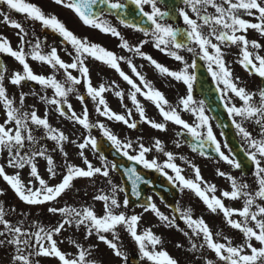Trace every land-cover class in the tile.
Masks as SVG:
<instances>
[{
    "label": "snow or ice",
    "instance_id": "snow-or-ice-1",
    "mask_svg": "<svg viewBox=\"0 0 264 264\" xmlns=\"http://www.w3.org/2000/svg\"><path fill=\"white\" fill-rule=\"evenodd\" d=\"M54 2L57 5L71 9L86 26L99 29L104 34H111L114 37L120 38L122 41L120 44L121 48L134 52L136 55L150 61L161 75H167L187 85L188 94L186 97L180 99L179 104L183 107L184 111H191L196 116L198 122L195 125H190L183 120L177 109L168 105V101L164 95L159 90L153 88L152 84L137 71L136 66L132 64L131 60L127 61L128 66L143 85V89L129 75L121 70L118 61L122 60L123 57L116 56V54L98 44L90 43L87 38L81 39L77 37L55 15H46L40 7L27 2V0H0V4H6L9 9L23 14L28 19L38 21L43 27L58 33L64 41L72 46L74 55L73 53H69V55H73V60L71 63L63 61L59 57L57 49L54 47L48 54H42L39 42L32 47L30 52H25V43L29 42L25 40L27 32L23 25L16 20H11L4 13H0V16L4 18V23L9 27L19 30L17 33L20 39L18 50L12 48L7 38L0 37V53L14 58L23 69L22 72H13L9 83L19 86L22 82L31 81L39 84L43 89L51 88L53 90V96L49 98L45 95L41 99L50 105H54L55 110L60 116L68 115L69 119L74 120L84 129L89 130V132L93 127H98L101 130L102 136L111 143L112 147L129 161L141 164L145 169H154L166 176L168 173L165 169H171L175 173V176H168L170 182L176 184L182 190L186 188L194 192L211 212L216 213L217 210L222 212L227 225L232 229L239 230L244 237V243L237 246H233L232 241L227 237L224 238L227 243L216 242L203 218L194 219L191 214V209L184 210L180 212L181 218L189 228L193 229V233L196 236H200L201 234L203 236L204 244L199 246L193 244L194 250L197 247L203 248L206 246L208 250L215 253L219 261H223V264H264V206L256 203L257 200L264 201V138H253L242 123L243 121H253L256 125L260 126L261 136L264 137V90L260 91L259 102L257 103L254 101V94L247 92L244 87L238 86L239 78L233 77L231 70L227 67L223 58L224 53L221 48V45L229 47L232 45L237 46L240 50L241 57L238 62L250 74L254 73L264 78V56H261L258 51L249 50L250 47L253 50H258L261 45L256 41L250 42L242 34L248 29H254L260 32L261 35H264V0H223L222 3H218L217 0H182L186 8H190L196 17L195 19L191 18L185 9L179 10L178 15L182 18L184 25H186L183 32L175 28L172 24L164 22L165 18L169 17L174 10L161 11L157 7V0H129L139 10L141 17L146 18L151 28H144L138 24H128L126 20H121L120 23L126 27L134 28L136 31L143 32L145 36L153 37V43L157 49L184 64L183 69L179 71H171L152 57L144 54L141 51L142 44L134 47L130 46L128 41L120 36V33L115 27L108 24L107 21L102 20L100 14L93 11V6L98 2L105 5L108 9H124L127 5L120 3L119 0H115V2L114 0H54ZM145 5L151 6L150 12L144 11ZM209 7L215 10V14H209L207 12ZM241 12L254 17L258 22L252 23L242 18ZM198 21L202 23H198ZM204 26H207L210 30L208 35L203 34L201 31ZM237 33L241 34L238 35ZM213 38L216 43H213ZM146 42L144 41L142 43ZM192 45L196 47H192ZM185 47H187L188 51L194 52L200 60L206 63L208 72L211 74L213 80L217 82L218 91L222 93V99H225L226 110L229 116L233 117V125L237 129V133L248 145L246 155L248 160L255 166L254 175L257 185L255 191H250V186L247 183L238 181L231 175H227L219 170L217 173L220 176H226V179L230 181L231 185V190L223 191L221 196L224 199L234 201L243 199V207L241 209L228 208L221 198H218L214 194L209 196V192L215 193L216 187L215 185H207L204 182L205 187L202 189L199 182H202L203 178L200 175L199 168L193 166L195 181L186 179L181 174L182 169L174 163V154L172 152H165L161 141L155 140L154 148L155 151L163 152L167 157L163 164L158 163L156 159L148 160L146 154L153 149L145 147L143 144H139L138 154H129V149L133 147L130 141L122 142L102 123H90L86 107L82 116H80L72 109L71 104L67 103L68 93L75 91L74 86L80 85L83 80L87 95L93 101L97 102L96 112L99 115L105 116L109 120L122 122L131 129L137 127L135 122H130L129 120L131 117L130 110L127 113V117L126 115L111 111L102 95L108 90L105 85L101 84L98 88L92 86L89 69L85 64V59L91 57L114 69L131 86L132 91L129 93V97L132 104L135 105L142 122L149 124L153 129L166 130L165 124L156 123L146 117L144 108L137 100L138 93L144 96L146 100L155 104L165 121H171L187 130L197 141L196 146L192 149L193 151H196L197 148L203 149L206 143H210L215 146V151L219 154L221 160L236 169H241V162L235 158H229V156L221 152L220 144L216 141L208 123V117L205 115L204 102L201 100L198 102V107H194L197 102L193 100L192 87L196 76L192 70L197 65L195 60L188 63L184 60L183 56L178 54L177 50ZM196 48L199 51H196ZM29 56L32 60L47 64L53 69L63 70L65 80L61 82L54 76L46 77L35 74L27 62V57ZM70 69L79 72L82 79L73 76L69 71ZM5 71V66L0 65V105H3L6 116L5 121L0 123V151H7L9 167L22 169L26 165L29 166L30 177L39 183V187L34 188L32 186V180H29L28 184H25L21 180L18 172L9 175L6 173L4 166H0V177L10 186L17 197L29 205L44 204L60 197L71 186L75 178H91L97 174L105 178L109 177L110 169L103 156L100 157L104 161L103 167H93L91 162L85 157L84 163L87 166L86 170L74 165H66V172L61 182L55 186H48L38 172L35 159L36 157H43L46 160V170L51 177H55L56 175L54 161L47 154L46 148L36 147L39 140L34 133L36 130L42 128L44 130V136L40 139L55 141L61 151H63L62 142L67 137L63 132H60L50 125L47 113L41 118L35 110L23 112L20 108L14 106V101L7 95L3 83ZM220 85H223V87L221 88ZM229 93L234 94V97H230L228 95ZM115 95L123 98V93L120 91H117ZM233 98H239L242 105L238 107L231 103ZM78 99L83 101L84 97L79 96ZM19 100L22 106L24 101L23 93L20 94ZM235 117H239L240 122ZM8 125L13 126L9 127ZM201 129H206V132L201 131ZM26 141L31 145V149L22 155L21 152L25 149ZM89 145L93 150L98 149V141L91 135L84 137L83 142L78 145L81 150V157L84 156L83 150ZM200 154L204 155L203 151ZM115 168L116 165L112 164L111 170H115ZM125 175L131 181L133 195L139 196L140 193L137 191L138 186L141 183H147V181L137 173L134 167L127 169ZM108 183L112 184V181L109 179ZM118 190L123 191L124 189H118L115 184H112L113 195L111 197L106 194L96 195L94 197L95 200L104 202L103 215H97L90 207H84L82 209L75 207L58 209L53 207L49 211L52 213H60L64 217L62 222L54 228L45 229L41 227L35 232L27 231L22 226L10 223L5 219L6 213L3 207L0 206V225L4 229L0 231V237H5V239H0V245L7 244L14 247V254L12 256L13 264H39V261L34 258L50 256L58 258L61 264H96L95 261L88 259L92 250L90 248L85 249L76 242L73 243H75L78 249V255L75 258H67L66 254L57 247V241L53 238L54 235L60 234L65 225L71 226L74 224L76 227L83 225L87 229L86 238L94 232L97 238L112 249L117 257H124L126 259L125 254L119 249L118 244L114 242L119 239L115 231L117 226H124L127 233L138 246L142 259L146 258L152 264H178L166 251H155L156 246L161 243V238L155 235L151 229L138 232L140 216H126L122 212L117 214L114 211L121 207L119 201L115 198V193ZM2 194L3 192L0 190V195ZM127 204L128 200L125 199L124 206H127ZM253 207H255V211L252 210ZM144 211H151L161 222H166L167 226H174L173 220L159 211L156 204L152 202L151 197L148 198V202L144 205ZM234 215H238L242 219L239 221L234 220L232 219ZM250 223H253L254 226H249ZM105 233H112L114 239H107L104 235ZM185 234L187 235V233ZM216 235L219 236L220 234L217 233ZM253 239L259 243V248L253 246ZM149 245L153 250H149ZM245 249L250 250V254H246ZM207 264H212V262L208 261Z\"/></svg>",
    "mask_w": 264,
    "mask_h": 264
},
{
    "label": "rangeland",
    "instance_id": "rangeland-1",
    "mask_svg": "<svg viewBox=\"0 0 264 264\" xmlns=\"http://www.w3.org/2000/svg\"><path fill=\"white\" fill-rule=\"evenodd\" d=\"M223 1V0H217ZM209 14H215V10L209 11ZM1 13V11H0ZM10 15L11 20H16L20 22L25 31L27 32V36L25 40L29 43H25L24 50L25 52H30L32 47L39 42L40 43V51L42 54H48L51 49L54 47L57 49L59 57L66 62L71 63L73 60L74 50L71 46L69 49H65L61 46H53L50 47V44L43 45L40 38L41 34L38 30L40 28L38 21H33L31 19L26 18H16L13 15V12ZM61 17L59 20L69 29L71 32L75 33L77 37L83 39L85 38L84 28L86 27L81 24L79 25L74 17L71 15V12L67 9H64L61 12ZM3 16H0V37L7 38L10 41L11 46L14 50H18V45L20 44V39L17 35L18 29L9 27L6 23H4ZM102 20L107 21L108 24L115 27L117 31L120 33V36L123 37L124 40H127L130 46L141 45V51L150 56L148 53V47L151 46L154 50H159L154 46L152 41L153 37L149 36L144 39V37H139L138 40L144 39L139 42L136 41L134 43V34L130 30L126 31L124 29H120L125 31H119L115 24H112V21L109 18H102ZM78 21V20H77ZM79 22V21H78ZM86 28L88 32V41L90 43L98 44L104 47L106 50H109L116 54L118 57H123L122 60H119L118 63L122 71L125 74L129 75L142 89L143 85L139 81V79L132 73L131 69L128 66L127 61L131 60L132 64H134L137 68V71L144 76V78L149 81L153 88L159 90L168 101V105L172 108H176L178 113L181 115V118L185 120L187 123L194 125L197 121L194 119V115L191 111H184L183 107L175 100H180L184 98L188 94L187 86L182 87V81H176L174 78L169 77L167 75H161L155 67L150 63V61L142 58L139 55H136L134 52H130L127 49H123L120 47L121 39L118 37H114L111 34H104L99 29H94L92 27ZM36 30L38 32H36ZM202 33L205 35L209 34V28L207 26L202 27ZM38 33V34H37ZM124 35V36H122ZM147 41L146 43H142ZM213 43H216L213 38ZM192 47H196L195 45ZM223 53L226 49L221 46ZM72 49V50H71ZM160 51V50H159ZM178 54L183 56L184 59H189V63L196 59V55L194 52L188 51L187 49H179L177 50ZM196 51H199L196 48ZM211 51V49H210ZM69 53H73V55H69ZM5 58L6 66H5V79L4 86L6 88L7 95L13 99L14 106L20 108L23 112H30L35 110L41 118L45 116L47 113V118L52 127L58 129L60 132H63L67 137L65 141L62 142L63 151L60 150V147L56 145L55 141L48 139H40L44 136V130L38 129L35 131V135L39 140L38 145L36 147H44L47 149V154L50 155L54 161V167L56 171L55 177H51L46 168L47 162L43 157H36L35 163L38 168V172L41 177L46 181L48 186H55L59 184L63 178V175L66 172V165H74L86 170V164L84 163V158L86 157L89 162L93 165V167H103L104 161L100 159L101 154L96 150H93L89 145L83 150L84 156L81 157L78 145L83 142V138L91 135L98 140L102 138L101 130L98 127H93L90 132L87 129H84L81 125L77 124L74 120L68 118L66 116H60L59 113L55 110L54 105H50L41 99L42 96H47L51 98L53 96V90L51 88L43 89L39 84L32 82L37 85L35 88H32L28 85H25L23 82L21 85L16 86L9 83V79L13 72H22V66L12 57L1 53ZM151 57V56H150ZM169 59L176 61L174 58L168 56ZM154 60L157 61V58L152 56ZM224 60L226 62L227 67L230 69V62L227 61V57L224 53ZM64 61V60H63ZM87 61L86 66L89 69V77L93 87L98 88L101 84L105 85L108 89L102 95L112 112L126 115L131 111V117L129 118L130 122H136L140 120L139 113L136 111L135 105L132 104L131 99L129 97V93L132 91L131 86L124 81L120 75L111 67L103 64L100 61H97L91 57H87L85 62ZM187 61V60H186ZM27 62L29 63L31 69L35 74L44 75V76H54L58 81L63 82L65 80V75L63 70L53 69L47 64L37 62L31 59V57H27ZM158 62V61H157ZM179 62V61H178ZM188 62V61H187ZM160 63V62H158ZM162 65V64H161ZM184 65V64H183ZM164 66V65H162ZM169 69V68H168ZM35 70V71H34ZM71 74L77 78H81L79 72L76 70H69ZM82 79V78H81ZM67 87V85H66ZM75 91L68 93L67 103L71 104L72 109L76 112L77 115L82 116L85 107L88 110L89 122L92 124L102 123L105 125L107 129H109L113 134H115L122 142L130 141L133 145L132 149H129V154H138L139 144H143L145 147L152 148L153 150L146 154V158L148 160L156 159L158 163L163 164L167 157L163 154V152H157L154 148L155 140L161 141L163 149L165 152H172L174 154V163H176L182 169V175L187 179L191 178L192 174L195 176V172L191 173V170L196 168L209 170V171H217L225 172L229 169L230 165L224 161H220L219 163H214V161L209 160H200L198 157H195L190 148H188L180 139L178 131L186 130L182 126L176 125L171 121H165L163 117L160 115L159 110L156 108L155 104L151 101H148L144 98V96L137 94V100L140 102L142 107L145 110V115L149 120H152L156 123L165 124L166 130L161 131L157 129H153L149 124L142 122L143 130L141 133H138L135 129L128 128L122 122H118L115 120H109L105 116H101L96 112L97 102L93 101L90 96L87 95L86 86L83 83L80 85H75ZM117 91L123 93V98L115 95ZM194 91V83L192 87V92ZM14 93V94H13ZM24 94L23 105L20 104V94ZM83 95H87L85 98ZM79 96H83L84 100L81 101L78 99ZM195 97V96H194ZM198 101H200L199 97H195ZM195 107V105H194ZM167 110V106H166ZM205 115L208 117V122L212 123V127H215V123L213 119H211L210 115L206 112L204 108ZM6 119L5 112L3 110V105H0V123H3ZM209 125L211 127V124ZM214 125V126H213ZM12 127L13 125H8ZM35 127V126H33ZM211 127V129H213ZM187 131V130H186ZM201 131L206 132V129H201ZM179 145V147H177ZM31 149V145L26 141L25 149L22 150L21 154H25L27 151ZM66 153V156H65ZM107 161V160H106ZM109 166V177L105 178L100 175H95L91 178H75L71 186L56 200L51 202H47L44 204L38 205H29L25 202L21 201L15 192L10 188L9 185L0 177V190H2L3 195L5 194L6 201H10V205L8 210H6L5 219H7L10 223L22 226L25 230L30 232H35L39 228L43 227L45 229H51L57 226L64 217L60 213H52L49 211L50 208H64V207H75L77 209H82L84 207H90L93 209L97 215H103V201L95 200L94 197L96 195L106 194L110 197L113 195L112 192V184H115L118 189L123 188L121 179L118 173L115 170H111L112 163L107 161ZM0 166H4L7 174L12 175L15 173H19L21 180L28 184L29 180H32V186L39 187L38 181H35L34 178L30 177V167L25 166L22 169H15L8 166V153L6 150L0 151ZM165 171L170 175H174L171 169H165ZM204 173V172H203ZM204 177L202 182H199L202 186V189L205 187V183L207 185H215L216 191L215 193L209 192L208 195H215L218 198H221V193L226 190L225 187L231 189L230 181L224 178L226 181L222 180V183L217 179V184H215V176L214 173H204ZM237 176V174L235 175ZM62 177V178H61ZM112 181V184L108 183V180ZM206 179V180H205ZM237 179V178H236ZM191 180L195 181V178H191ZM238 180V179H237ZM184 197H186V201L189 204V208L191 211L196 212L198 214V218H206L208 224L211 227V232L213 234V239L216 242L227 243L224 239L227 237L232 241L233 246H237L244 243L242 240V236L235 238L234 236L239 232V230L232 229L227 225L226 220L223 216V213L218 210V215L211 212L209 215L205 213L204 204L198 198L195 197V193L191 191L184 192ZM188 197V198H187ZM115 198L119 201L121 207L115 209L114 211L119 213H124L126 216L136 215V212L141 214V211H138L136 208H129L128 206H124L125 194L123 191H117L115 193ZM224 199V198H221ZM238 201H241L240 199ZM225 206L231 208V201L227 199L226 202L223 201ZM230 202V203H229ZM236 205V204H235ZM157 208L161 207L157 205ZM204 208V209H203ZM233 208V207H232ZM162 210V209H160ZM144 212V211H143ZM49 216L50 223L48 220H43L42 218L45 216ZM141 219L138 225V232H143L145 230L151 229V231L161 238V240H168L167 242H162L156 246L155 251H166L168 255L175 259L178 264H196L191 257L193 255L194 249L191 247L190 251H186L188 256L185 257V253H182L181 250L183 247L181 246L182 239L184 237H188L190 233L187 235L184 232V228L181 223H175L174 226H167L166 222H161L158 218L156 220L160 221L161 228L155 227L152 222H149L150 215L149 213H143L140 215ZM235 220V216L232 217ZM175 224L179 226L182 230L180 232L175 231ZM186 227V226H185ZM3 226L0 225V231H3ZM116 234L119 237L118 240H115L118 244L119 249L125 254L126 259L124 257H117L114 254V251L110 249L105 243L100 241L95 233L91 236H87V229L82 225L80 227H76L74 224L69 226L65 225L64 229L61 230L60 234L54 235V239L57 241V247L66 254L67 258H75L78 255V249L75 246V243H79L85 249H91V254L88 257L89 260L95 261L96 264H152L151 261H148L146 258L142 259L138 250V246L135 244L131 236L127 233L124 226H117ZM220 235L217 236L216 234ZM107 239L113 240L112 233L104 234ZM186 238V239H188ZM0 239H5V237H0ZM185 240V239H183ZM196 245L204 244V241H199L198 236L195 238ZM198 242V243H197ZM253 244V243H252ZM179 245V246H178ZM186 250H189V247H184ZM200 248V247H199ZM202 251V255L207 254L205 258L206 264L208 261H211L212 264H223V261H219L216 257L215 253L211 250H208L205 247L200 248ZM149 250H153L149 245ZM248 249H245V251ZM179 251V253H178ZM250 251V250H248ZM247 252V251H246ZM14 254V247L10 245H0V264H13L12 256ZM39 261V264H61L58 258L54 256L50 257H36L34 258ZM198 264H202V259H197Z\"/></svg>",
    "mask_w": 264,
    "mask_h": 264
},
{
    "label": "water",
    "instance_id": "water-1",
    "mask_svg": "<svg viewBox=\"0 0 264 264\" xmlns=\"http://www.w3.org/2000/svg\"><path fill=\"white\" fill-rule=\"evenodd\" d=\"M129 5V6H128ZM126 6V8L121 9V10H112V9H108L105 5L100 4L99 2L93 6V11L95 13L100 14L103 10L105 11H109L113 14H115L120 20H126L127 23L130 24H138L141 27L144 28H148L149 24L146 20V18L141 17L139 10L134 7L131 6L130 4H128ZM128 9V10H126ZM181 32H183L181 30ZM197 67L195 69L196 75H197V81H198V92L202 93L204 95V97L210 102V108L212 110V112L214 113V115H216L221 123L222 128L224 129L225 135L227 136L230 144H232L233 149L237 155V157L239 158V160L241 162L245 161L244 158V153L241 150L236 137L234 135V132L232 130L231 124L230 126L228 125V122L225 120L224 118V114L223 112L221 114H219V111H217V109L215 108V106L211 103H214L217 97V90L215 89V87L213 86L212 83H210L209 78H208V74L204 68V66L202 65L201 61L198 60L196 63ZM184 138L186 139L187 143L189 145H191L192 147L196 146L197 141L194 138H191L189 136H185ZM205 146V145H204ZM207 147V146H206ZM98 149L104 154V156L106 157H110L114 160L115 165H116V170L120 172L123 181L125 183V190L126 193L129 196V200L130 202H134V198L136 197L135 195H133L132 193V184L131 181L128 180V177L125 175V172L127 169L130 168H136L137 173L139 175H141L143 177V179L145 177H149V174L151 172L149 171H143L137 163H135L134 161H129L128 159H126L123 155H121L114 147H112L111 143L109 141H107L106 139H101L98 142ZM199 150H202L204 152H207L210 154V151H208L205 147H203V149L197 148ZM152 173H154L155 178L161 183H158L157 180H153L152 182L147 181V183H141L138 186V190H144V193L147 189L149 188H153V190L157 191V193L160 196H164V192L169 189L167 187L170 186V183L161 175H159L157 172L152 171ZM139 192V191H138Z\"/></svg>",
    "mask_w": 264,
    "mask_h": 264
},
{
    "label": "flooded vegetation",
    "instance_id": "flooded-vegetation-1",
    "mask_svg": "<svg viewBox=\"0 0 264 264\" xmlns=\"http://www.w3.org/2000/svg\"><path fill=\"white\" fill-rule=\"evenodd\" d=\"M29 3H32V4L37 5L38 7H40L42 9V11L46 15L51 14V13H55V12L58 11L57 4L54 2V0H30ZM145 7L148 10V12L151 11V6L150 5H145ZM157 7H159L161 11H169L171 9L170 0H167V1L163 2V4L160 2V0H157ZM177 9H178L177 13L179 12L180 9H185L186 11H188V13L191 16V18H193V19L196 18L195 14L191 12V9L190 8H186V6L183 4L182 0L177 2ZM0 11H1V13H4V15H7L9 17L12 14L11 12H13L14 17H16V18H18V17L23 18L24 17L23 14L17 13L14 10L9 9L6 4H0ZM241 15H242V18H244V19H246V20H248V21H250L252 23H257L258 22L252 16H248L246 14H243L242 12H241ZM256 15H258V13H256ZM2 21H4V20H2ZM164 22L172 24L175 28H177L179 26V25L177 26L176 24H174V22H172L167 17L165 18ZM198 23H201V22L198 21ZM180 24H184L182 18H180ZM257 32L258 31L254 30V29H248L245 33H242V34L247 35V38H249L251 41H256L257 43H259L261 45V39L258 36H256ZM237 34L239 35L241 33H237ZM249 50L250 51H258V53L261 56H264V54L262 52V47H260V49H258V50H253L250 47ZM235 54H238L240 56V50H239V48L237 46L232 45V46H230V70H231V72L233 74V77L239 78L238 86H242V87H244L246 89L247 92L254 94V101L258 103L259 102V93H260V91H262L260 82H259V80H258V78L256 76L249 74L245 70V68L238 62L241 57H239V58L238 57H234ZM229 96L230 97H234V94L230 93ZM231 103L235 104L238 107L242 105V102L239 100V98H233ZM242 123H243V126L249 132H250L251 129L259 130L257 132L258 136L253 137V138H255V139L264 138V137L261 136V128H260V126L256 125L253 121H243ZM243 143H244V146H245V148L247 150V148H248L247 143H245V142H243ZM235 172L239 173V175L238 176H234L233 174ZM254 172H255V168H253V170L250 171L247 174H243L240 170L237 171L234 167H233V169H230V175L232 177H234V178L243 177V180H238V181H242L244 183H247L250 186V189H249L250 191H255L256 190V186L253 187V186L250 185L251 183H255L256 184ZM152 199L153 200H158L157 196L154 195V194H152ZM184 200H185L184 194L181 193L179 195V198H178L180 212L184 211V210H187L186 209L187 208V204L184 202ZM261 206H263V204H261ZM252 210L255 211L256 210L255 207H253ZM164 214H166V215H168V217H170L172 215V212L168 208H166ZM191 214L192 215H196L195 212H193V211H191ZM154 217H156V216L153 213L150 216V218L153 219ZM249 226H251V223H250ZM237 235L238 234H236L234 237H236ZM240 235H242V233ZM240 235H238V236H240ZM200 237H202V239H203L202 234L200 235Z\"/></svg>",
    "mask_w": 264,
    "mask_h": 264
}]
</instances>
